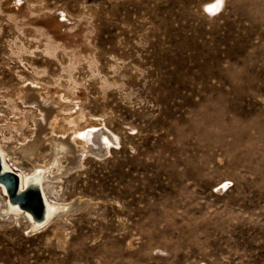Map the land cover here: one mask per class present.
<instances>
[{
    "label": "rangeland",
    "instance_id": "1",
    "mask_svg": "<svg viewBox=\"0 0 264 264\" xmlns=\"http://www.w3.org/2000/svg\"><path fill=\"white\" fill-rule=\"evenodd\" d=\"M207 1L0 0L11 168L32 171L24 84L63 103V129L119 140L67 173L54 153L48 199L88 203L37 232L2 217L0 190V264H264V0Z\"/></svg>",
    "mask_w": 264,
    "mask_h": 264
},
{
    "label": "bare ground",
    "instance_id": "2",
    "mask_svg": "<svg viewBox=\"0 0 264 264\" xmlns=\"http://www.w3.org/2000/svg\"><path fill=\"white\" fill-rule=\"evenodd\" d=\"M214 3H216V0H209L205 2V8L213 5ZM30 84H24L22 86V88L19 90V98L22 100V103L35 102V107L40 113V116L38 119H35L33 121L34 127L31 130V134L27 139H24L20 143L21 147L16 148V151L24 157V160H26L27 163L30 162L32 164V171L30 174H23L20 172L17 173H19L21 179V186L23 183V179H25L27 176L34 175L37 178L35 180H37L36 182L39 183L41 186V191L45 200L47 213L52 221L53 219H56L58 215H64L69 210V208H74V205L77 204L75 206L76 208H84L86 206V203H88L85 201L76 200L69 205H64L63 203L52 202L48 199L44 190V179L46 177V174L44 173L46 166H48V163H51V158L55 156L54 153L65 152V155L60 158H62L65 162L62 164L66 168L65 172L67 173V171H69L70 169L74 167H79L81 163V158H83L86 154L92 153L96 155V157L104 156L107 154V152H109V146L117 143L114 141V139H116L117 141L119 140L118 137L114 135L113 138L98 124H87L81 128H69V130L63 129L64 123L66 121L69 123V120H72V118H70V114H62L66 111L63 109V103L60 104V107L54 106L52 103H59L60 101H47L45 99V97L47 96L42 93L41 86ZM43 102L50 104L46 106L43 104ZM41 145L43 146L39 148V146ZM9 155L11 154L9 152L7 153V151L0 145V156L2 165L7 169L13 170L6 160L8 159L7 156ZM226 187L227 182L220 184L217 189L219 192H222L225 190ZM0 190L1 193H3L4 189L0 188ZM5 204L6 206L2 211V214L5 213V215H3L2 217L18 219L22 218V216L20 215H23L28 221L29 229L31 231L37 232L38 230H40L39 224H32L30 222V217L21 213L18 208L8 204L6 198ZM74 210L76 209L74 208Z\"/></svg>",
    "mask_w": 264,
    "mask_h": 264
},
{
    "label": "water",
    "instance_id": "3",
    "mask_svg": "<svg viewBox=\"0 0 264 264\" xmlns=\"http://www.w3.org/2000/svg\"><path fill=\"white\" fill-rule=\"evenodd\" d=\"M35 179L37 178L34 175H29L23 179L21 186L19 173L5 168L0 156V188L4 189L2 195L8 204L29 216L30 222L39 224V229H42L51 221V218L47 213L41 186Z\"/></svg>",
    "mask_w": 264,
    "mask_h": 264
},
{
    "label": "snow or ice",
    "instance_id": "4",
    "mask_svg": "<svg viewBox=\"0 0 264 264\" xmlns=\"http://www.w3.org/2000/svg\"><path fill=\"white\" fill-rule=\"evenodd\" d=\"M222 4H223V0H216V3L206 8V11L209 14H215L220 10Z\"/></svg>",
    "mask_w": 264,
    "mask_h": 264
}]
</instances>
